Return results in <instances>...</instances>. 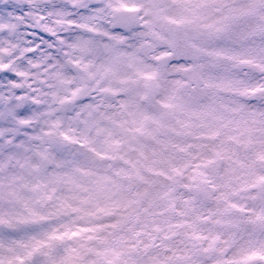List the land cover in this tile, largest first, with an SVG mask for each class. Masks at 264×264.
<instances>
[{"label":"snow or ice","instance_id":"obj_1","mask_svg":"<svg viewBox=\"0 0 264 264\" xmlns=\"http://www.w3.org/2000/svg\"><path fill=\"white\" fill-rule=\"evenodd\" d=\"M0 264H264V0H0Z\"/></svg>","mask_w":264,"mask_h":264}]
</instances>
